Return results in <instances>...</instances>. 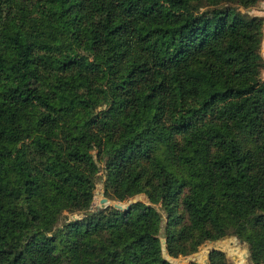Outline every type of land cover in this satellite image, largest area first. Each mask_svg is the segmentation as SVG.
Here are the masks:
<instances>
[{"label": "trees", "instance_id": "obj_1", "mask_svg": "<svg viewBox=\"0 0 264 264\" xmlns=\"http://www.w3.org/2000/svg\"><path fill=\"white\" fill-rule=\"evenodd\" d=\"M263 1L0 0V264H264Z\"/></svg>", "mask_w": 264, "mask_h": 264}, {"label": "rangeland", "instance_id": "obj_2", "mask_svg": "<svg viewBox=\"0 0 264 264\" xmlns=\"http://www.w3.org/2000/svg\"><path fill=\"white\" fill-rule=\"evenodd\" d=\"M105 174H106V171L104 170V166H102L101 171H100V175H103V179L101 178L100 183L97 184L95 200H94V203L95 204L97 203L98 204L97 206H99V207L102 204L112 205V202H113V200L107 198L104 194ZM104 197H105V200H102ZM144 197L147 199L146 196H144ZM122 204L124 207L127 205L126 203H122ZM156 208H158L162 212V214L165 215V213L162 210L160 205L156 206ZM73 217H77V216H73ZM164 225H165V221L163 220V229H164ZM243 246H244V244L240 240H238L237 237H226L220 241L205 243L200 248L199 252H197L198 255H196L197 253H195V254L187 256V257H179L176 259H172V262L174 264H190L192 261H196L199 264H207V257H208V254L211 250L221 249L225 252H231L232 254L233 253L240 254L243 252Z\"/></svg>", "mask_w": 264, "mask_h": 264}, {"label": "crops", "instance_id": "obj_3", "mask_svg": "<svg viewBox=\"0 0 264 264\" xmlns=\"http://www.w3.org/2000/svg\"><path fill=\"white\" fill-rule=\"evenodd\" d=\"M256 14L260 16H264V1L261 2L258 6V10L255 11ZM262 52L264 55V39H263V48ZM228 256V264H251L249 261V253L247 250V245L244 244L243 246V252L240 254L226 252ZM230 262V263H229Z\"/></svg>", "mask_w": 264, "mask_h": 264}, {"label": "water", "instance_id": "obj_4", "mask_svg": "<svg viewBox=\"0 0 264 264\" xmlns=\"http://www.w3.org/2000/svg\"><path fill=\"white\" fill-rule=\"evenodd\" d=\"M142 199H146L145 197H143ZM102 200H105V197L102 199ZM139 199L138 198H135L134 200H132L130 203L132 204V203H134V202H137ZM146 203L149 205V204H151L150 202H149V200H146ZM98 204L96 203H93V205H92V207H91V210L92 211H97V210H100V209H102V208H105V207H107L108 205H106V204H102L100 207L99 206H97ZM161 239L165 242V238L164 237H161ZM196 255H198V253L196 254ZM166 259L167 260H169V261H172V258L171 257H169L168 255H166Z\"/></svg>", "mask_w": 264, "mask_h": 264}]
</instances>
